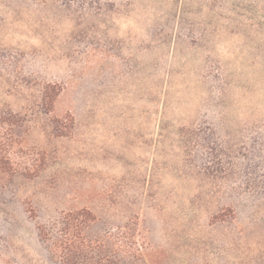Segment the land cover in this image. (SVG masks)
Wrapping results in <instances>:
<instances>
[{
    "label": "rangeland",
    "instance_id": "obj_1",
    "mask_svg": "<svg viewBox=\"0 0 264 264\" xmlns=\"http://www.w3.org/2000/svg\"><path fill=\"white\" fill-rule=\"evenodd\" d=\"M0 264H264V0H0Z\"/></svg>",
    "mask_w": 264,
    "mask_h": 264
},
{
    "label": "trees",
    "instance_id": "obj_2",
    "mask_svg": "<svg viewBox=\"0 0 264 264\" xmlns=\"http://www.w3.org/2000/svg\"><path fill=\"white\" fill-rule=\"evenodd\" d=\"M51 95L48 94V90H46L45 94L43 95V101L44 104L47 105L51 99L50 97ZM78 215H80V217L83 219L82 223H88L91 222L93 218H91L90 214L88 212L85 211H81L78 213Z\"/></svg>",
    "mask_w": 264,
    "mask_h": 264
}]
</instances>
